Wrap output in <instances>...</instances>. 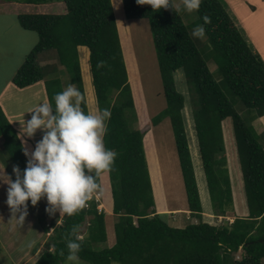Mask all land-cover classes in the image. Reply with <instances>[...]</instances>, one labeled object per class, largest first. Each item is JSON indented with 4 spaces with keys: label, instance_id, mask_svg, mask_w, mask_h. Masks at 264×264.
Masks as SVG:
<instances>
[{
    "label": "trees",
    "instance_id": "trees-1",
    "mask_svg": "<svg viewBox=\"0 0 264 264\" xmlns=\"http://www.w3.org/2000/svg\"><path fill=\"white\" fill-rule=\"evenodd\" d=\"M25 2H63L66 13L19 16L20 26L35 32L38 42L25 57L12 83L18 88H26L44 80L48 101L53 105L54 94L72 83L83 93L81 106L88 111L78 51L80 46L87 47L97 107L108 108L111 113L106 121L104 142L118 153L111 169L97 175L99 184L100 175L104 172L109 174L113 213L117 218L114 226L115 245L103 250L93 249L94 244L104 243L108 238L107 214L99 210L98 201L93 197L74 214H65L60 224L56 220L51 222L53 234L49 245H52V250L45 251L35 264L65 262L69 251L66 237L79 238V259L88 264H263L264 140L246 123L235 105L241 104L244 112L252 110L254 117L264 116V61L248 45L223 2L204 0L196 12L204 26L219 78L227 88L229 97L214 78L208 62L192 38L193 29L185 24L173 1V8L159 9L152 8L150 0H121V11L127 19L143 18L151 24L166 107L151 119L150 124L156 126L165 118H169L171 123L188 210L198 219L197 223L184 228L171 226L166 215L155 211L154 195L158 211L166 209L161 189L162 178L160 172L154 174L151 170L153 164L157 163V157L152 134L148 131L150 128L134 130L127 118L130 111L133 117L131 122L137 121L136 107L143 102L141 98L134 102L115 18L114 0ZM48 51L55 52L56 69L62 66L69 73L70 81L65 85L59 78L58 69L52 68L51 73L45 75L47 68L40 65L39 56ZM127 55L131 84L137 88L140 96L138 72ZM177 73L184 75L192 95L191 116L213 215L225 217L233 210V189L222 127L225 120L231 119L249 211L246 217H236L233 222L224 221L218 226L203 220L204 208L184 113L190 103L178 89ZM0 139L9 161L23 170L27 157L22 142L1 107ZM12 179H15L14 174ZM41 199L36 205L28 201V207L34 211ZM48 216H37L46 231L50 229L45 224ZM81 232H87V236L80 238ZM239 250H242V256L238 260L235 255Z\"/></svg>",
    "mask_w": 264,
    "mask_h": 264
},
{
    "label": "rangeland",
    "instance_id": "rangeland-1",
    "mask_svg": "<svg viewBox=\"0 0 264 264\" xmlns=\"http://www.w3.org/2000/svg\"><path fill=\"white\" fill-rule=\"evenodd\" d=\"M1 1H6V0H1ZM16 1H25V0H16ZM172 1L174 3L177 0H172ZM180 1L177 2L179 3ZM203 1L204 0H200V3H202ZM221 1L223 2L227 12L232 17L237 27L240 29V32L247 41L248 45L254 51L259 52L258 49L260 48L264 51V5L260 2V0H221ZM121 5H122L121 0H116V1L114 0V6L116 9L115 18H116V23L118 25L117 27L119 28L118 31H120L122 36L130 34L133 39V50L135 52L139 67L138 73L142 79L141 80L142 94H140V96L137 93L138 92L137 88L132 84L133 91L135 94L134 102L136 100L138 101L140 98L141 100L143 99L142 100L143 103H141L139 106L136 107L138 120L135 122H131L133 117H131L130 111L127 113V118L132 129L135 130L138 129L140 126H142L141 128H143L144 130L150 128L148 131L152 133L153 142H154L153 145L156 151L157 163L153 164L151 170L154 174L157 172H160L161 174V178H162L161 189L164 192L165 202H166L165 211L159 212L157 209V204L154 195V188L152 184V190L155 201V211L158 214L166 215L165 218L171 226L184 228L189 224L197 223L198 219L193 217L191 212L188 210L187 199H186L182 174L180 170L179 159L176 151L175 138L171 128V123L169 118H165L156 126H152L150 124L151 119L155 116H158L166 107L163 84L158 67L157 53L152 38L151 24L149 20L143 18L127 19L124 13L121 11ZM53 7L54 9H50L49 11L46 12L49 13L66 12L65 4L63 2L61 3V5L59 6L55 5ZM40 12H43V10ZM182 18L189 29H193L196 25H201L196 9L186 12L185 15H182ZM205 39L208 40L207 37H205ZM123 40L126 41L127 37L126 36L123 37ZM34 41L35 39L28 42L24 41V46L27 48V53L30 52L31 47L35 45ZM124 46L127 55L129 54L128 43H125ZM20 47L21 46L19 45V48ZM52 53L55 52L54 51L45 52L42 61L40 60V65H42L44 62L52 63L51 65L48 64L46 66L47 71H45V75L51 73L50 69L56 66L55 63L57 57L53 56ZM15 59L16 57L13 56V59L9 58V61ZM3 63H5L4 59H3ZM213 63L215 64V62ZM210 66H211L210 70L214 74V78L216 79L217 83L220 85L225 95L229 97L228 92H226L227 88L225 87L223 81L219 78V72L217 66L213 64H211ZM57 69L60 72L59 78L62 80V83H64L65 85L70 81L69 73L62 66H57ZM16 72L17 71L13 72L12 75L15 76ZM176 78L179 82L178 89L185 95L186 101L190 103V99L192 95L188 89V85L186 83L184 75L181 73L179 74L177 73ZM88 98H89V104L92 108L93 98L91 97V93H89ZM37 103L38 102L35 100V97L31 94V90H27L19 93L16 96V99H12V98L5 99V106L7 105L6 109H8V111L9 110L13 111L14 109L15 111H27ZM189 105L190 106L185 107L184 113L188 125L187 128V133L189 138L188 143L190 144L189 147H190L192 162L194 165L195 176L198 184L200 198L202 201V206L204 208L203 220L211 225L218 226L222 224L224 221L233 222L236 219V217H246L248 215V211L244 208L247 207L244 182H243L240 163L238 159L236 143L233 135L234 133H233V125L231 119L225 120L222 124V127H223V133L225 131L226 134L225 149H226L227 164L229 167L232 189L234 188L233 210H230L228 215L225 217L223 216L218 217L213 215L206 175L203 169L202 159L199 154L196 131L194 130L193 127L194 123H193V118L191 116L192 105L191 103ZM235 109H237V111L239 112L241 111V115L245 120L247 119L248 115H251L253 113L252 110H248V109H247L248 111L246 110L244 112L242 105L239 103L235 105ZM30 116L31 114L29 113L26 115L24 119L30 118ZM229 129L232 130L231 132L233 139L231 138V135L228 132ZM41 135L42 133L38 134L39 137H41ZM2 143L3 141L2 139H0V144L2 145ZM144 148L146 151L145 141H144ZM146 158H147V153H146ZM147 162H148V158H147ZM149 164L151 165V162L148 163V166ZM101 178L102 176L100 175V180H99L100 188L97 192L93 193L91 198L94 197L98 201L99 210L100 209L107 211L110 210L106 222L108 238L107 241L104 243L94 244L93 249L95 250L108 249L113 247L116 243L114 226L117 218L114 216L113 210L108 208V205L111 201L110 196H107L104 199V201H102V198L100 197L101 195L100 192H102ZM150 178H151V174H150ZM238 186L241 187L242 191H240ZM243 202L245 205H243ZM238 203L241 204L242 206H240ZM47 204L48 202L46 200V197H42L40 204H38L37 208L33 211L34 212L33 215L36 216L35 217L36 220H38L37 216L39 217L44 215L46 216L48 214L45 211ZM64 216H65L64 213L60 214L59 210H57L55 214L49 215L48 218L45 219L46 227L49 224L48 226L50 228L51 227L50 224L53 220H56L57 224H60ZM38 224L41 226L42 220L40 221L38 220ZM18 226H21V224ZM86 226H87V222L82 227L83 231L86 229ZM15 227L17 229V226ZM50 230H53V227H51ZM34 234H35L34 232H29V231L25 232V239H24L25 244H27V242L30 241L31 238L32 239L33 237L36 238ZM52 234L53 231L51 233V236ZM86 236H87V232L80 233V238H85ZM50 237L48 239V244L44 245L45 251L52 250V245L51 244L49 245V242L51 243ZM0 248H1L0 264H10V260L6 257L7 253L5 255V253L2 251L1 246ZM241 253L242 250H239V252L235 255V258L239 260L240 257L242 256ZM62 264H72V262L66 260ZM79 264H88V263L81 261L79 259Z\"/></svg>",
    "mask_w": 264,
    "mask_h": 264
},
{
    "label": "clouds",
    "instance_id": "clouds-1",
    "mask_svg": "<svg viewBox=\"0 0 264 264\" xmlns=\"http://www.w3.org/2000/svg\"><path fill=\"white\" fill-rule=\"evenodd\" d=\"M150 4L152 8H173L172 0H150ZM199 4L200 0H183L182 7L191 11ZM204 33L203 25H196L192 30L195 37H203ZM53 100L54 105L46 100L35 104L28 110L30 118L20 121L17 137L21 138L22 145L26 143L23 137H33L38 129L41 138L31 152L23 147L26 166L23 170L13 166L15 179L4 171L7 179L0 177L8 185L6 203L20 224L28 214V201L36 205L42 197L48 202L45 211L49 215L57 210L60 214L72 215L85 207L100 188L97 175L110 170L118 155L104 142L110 109L85 111L81 106L83 93L72 83L55 93ZM34 244L35 240H30L26 246L31 248ZM66 247L67 260L79 264V238L66 237Z\"/></svg>",
    "mask_w": 264,
    "mask_h": 264
},
{
    "label": "crops",
    "instance_id": "crops-1",
    "mask_svg": "<svg viewBox=\"0 0 264 264\" xmlns=\"http://www.w3.org/2000/svg\"><path fill=\"white\" fill-rule=\"evenodd\" d=\"M177 1H180V0H177ZM177 1L174 2L175 8L181 15H185V13L188 11L184 10L182 7L183 0H181L179 3ZM260 2L264 5L263 0H260ZM61 3L62 2L33 4V3H26L25 1H16V0L1 1L0 0V107L2 108L8 121L11 123V125L17 131V133L20 131V128H21L20 121H22L26 117L27 114L29 113L31 114V112H28V110L27 111H15V109L13 111L11 110L8 111V109H6L7 105L5 106V99L6 98L16 99V96L19 93L23 91L31 90V94L35 97V100L38 103L42 100L48 101L47 89H46V84L44 80L34 85H31L29 87H26V88H18L12 83V78H13L12 73L17 71L21 67V65L23 64L25 60V57L29 54V52L27 53V48L24 46V41L28 42V41L35 39L34 41L35 45L38 42V37L35 32L25 30L20 26L19 16L24 15V14H59V15L65 14L66 12L64 13L46 12V11H49L50 9H54L53 6L55 5L56 6L61 5ZM113 7L116 12L114 3H113ZM65 9H66V6H65ZM42 10L43 12H40ZM119 35H120L121 45L123 49L125 64H126V68H127V72L129 76V82L131 85L133 97H135L133 86L131 84V75H130L129 67L127 64V55H126L125 46H124L125 43H128L129 56L132 59L136 67V70L138 72L139 67H138V61H137L135 52L133 50V39L130 34H127L125 35L127 37V40L124 41L123 37L125 36H122L120 31H119ZM191 35H192V30H191ZM205 37H206L205 33L203 37H195L192 35L193 40L196 42V44L198 45V48L202 52V55L204 56L205 60L208 62L209 68H211L210 66L211 64L213 65H216V64L213 63L214 61L212 59V52L210 50V47L208 46V43ZM28 39H31V40H28ZM19 45L21 46L20 48H19ZM34 46L31 47V50L34 48ZM258 50L260 53L258 51L256 52L261 56L262 60H264V51L261 48ZM78 51H79L80 65H81V71H82V79H83V83H84V87L86 91V101L88 105V111L94 112L98 110V107L96 104L94 88L92 86V76L90 73V65H89L90 51L87 47H84V46H80L78 48ZM44 55L45 53L40 54L39 62L40 60L42 61V58ZM52 55L55 56V53H52ZM13 56H15L16 59L10 60L12 61L10 62L9 58L13 59ZM3 59L5 63H3ZM48 64L51 65L52 63L44 62L41 66L46 67ZM54 68L55 70H57L56 66ZM141 80L142 79L138 73L137 84L142 94ZM89 93H91V97L93 98L92 108L89 104V98H88ZM27 119H24V120L26 121ZM246 121H247L246 123L251 125L256 130V132L261 137V139L264 140V116L257 118V117H254L253 115H249ZM141 127L142 126H140V128ZM231 131H232L231 129L228 130L229 134L231 135V138L233 139ZM40 133L41 131L38 129L33 137L24 136L23 140H25L26 143L23 144V147H27L29 149V152H31V150L35 147L36 141L41 138L38 136V134ZM224 139H225L224 141H226L225 131H224ZM13 166L14 164L11 161H9V158L5 150L0 144V177L7 179L6 176H3V171H4L6 174H8L12 178V174H14L12 172ZM101 176H102L101 178V191L102 192H100L101 194L100 197L102 198V201H104V199L107 196H110L111 201L108 205V208L113 210L111 185H110V179H108L109 174L108 172H104L101 174ZM7 187L8 185L2 180H0V213H1V216H0V246L2 247V251L5 253V255L7 253L6 257L10 260V264H35L39 260V258L42 256V254L45 252L44 245L48 244V239L51 236V233L53 230L49 229L48 231H46L42 226H40L38 224V220H36L35 218L36 216L33 215L34 214L33 210L31 211L29 207H27V212H28L27 216L25 217L24 221L21 223V226H18L20 225V222L15 218V216H13V213L11 212L10 207L6 203ZM238 188L240 189V191H242L241 187L238 186ZM239 205L242 206L241 204ZM243 205H245L244 202H243ZM244 208L248 211V207H244ZM104 211L107 214V219H108L110 210L109 211L104 210ZM18 216H19V213H16L17 218ZM15 226H17V229ZM26 231L34 232L35 233L34 235L36 236V238L35 237H33V239L31 238V240H35V244L31 248L27 247L26 246L27 244H25V241H24Z\"/></svg>",
    "mask_w": 264,
    "mask_h": 264
},
{
    "label": "bare ground",
    "instance_id": "bare-ground-1",
    "mask_svg": "<svg viewBox=\"0 0 264 264\" xmlns=\"http://www.w3.org/2000/svg\"><path fill=\"white\" fill-rule=\"evenodd\" d=\"M154 69V68H153ZM156 75V74H155ZM157 82V81H156ZM146 83V82H145ZM150 92V91H149ZM150 107V106H149ZM204 188V187H203ZM176 204V203H175ZM171 212V211H170Z\"/></svg>",
    "mask_w": 264,
    "mask_h": 264
},
{
    "label": "built area",
    "instance_id": "built-area-1",
    "mask_svg": "<svg viewBox=\"0 0 264 264\" xmlns=\"http://www.w3.org/2000/svg\"><path fill=\"white\" fill-rule=\"evenodd\" d=\"M91 199V198H90Z\"/></svg>",
    "mask_w": 264,
    "mask_h": 264
}]
</instances>
